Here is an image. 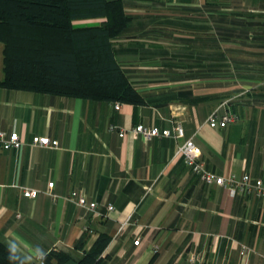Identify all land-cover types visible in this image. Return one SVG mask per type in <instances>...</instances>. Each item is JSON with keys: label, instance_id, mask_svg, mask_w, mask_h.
<instances>
[{"label": "crops", "instance_id": "0c3cea01", "mask_svg": "<svg viewBox=\"0 0 264 264\" xmlns=\"http://www.w3.org/2000/svg\"><path fill=\"white\" fill-rule=\"evenodd\" d=\"M121 1L130 19L113 54L145 103L0 86V131L23 141L0 150V241L36 264L52 249L76 264L99 234L110 237L103 264H264V197L204 183L176 152L191 137L207 170L264 181V0H245V21L225 0ZM3 67L0 42V80ZM217 107L236 122L209 127ZM178 121L179 140L119 136ZM33 135L58 144L31 146ZM50 181L56 197L45 193ZM26 188L39 192L26 197ZM72 190L97 213L66 200Z\"/></svg>", "mask_w": 264, "mask_h": 264}, {"label": "trees", "instance_id": "16d2710c", "mask_svg": "<svg viewBox=\"0 0 264 264\" xmlns=\"http://www.w3.org/2000/svg\"><path fill=\"white\" fill-rule=\"evenodd\" d=\"M97 17L102 18L99 24L73 25L76 19ZM129 19L121 0H0V86L145 103L115 60L111 44ZM109 240L99 234L76 264H103ZM41 257L44 264H67L70 259L54 249ZM0 264L30 263L0 241Z\"/></svg>", "mask_w": 264, "mask_h": 264}, {"label": "built area", "instance_id": "2783aa9c", "mask_svg": "<svg viewBox=\"0 0 264 264\" xmlns=\"http://www.w3.org/2000/svg\"><path fill=\"white\" fill-rule=\"evenodd\" d=\"M114 107L117 109L120 107L119 102L114 103ZM238 115L230 109H220V107L215 108L210 112L207 117L206 123L211 128H223L228 124L236 122ZM109 129H115L114 125H110ZM125 130L129 134L137 133L141 135L146 140L152 137H173L179 140L184 137V130L182 124L178 121L176 122L172 129H159L156 126L145 127L142 124L134 125L129 129H121L119 131V136H123ZM58 144L57 140L50 139L45 135H33L30 141L31 146H42V147H56ZM23 145L17 131L13 130L10 132L0 131V150L15 149L18 150ZM176 152L180 153L185 163L191 168L192 172L196 174L204 183L208 185H217L226 188L233 195H253L257 197H264V181L260 178H252L249 174L245 173L240 176H236L233 173L220 175L205 168L203 161L200 158V151L193 139L186 138L184 141L177 145ZM47 190L45 193L52 197H56L54 193L51 192L53 186V181L48 182ZM39 191L37 189L26 188L23 189V195L26 197L34 198ZM66 200L74 203L75 205L86 209L88 211L96 212L97 203L95 201H89L86 196L77 190H72L66 197ZM106 208L108 211L113 210L111 204H107ZM127 224V221L121 223L119 230ZM134 244H138L139 239H135ZM155 251L158 250V246H154ZM249 248L246 245H241L240 255L245 259ZM192 259L197 258V256L192 255ZM38 264H44L41 255L37 258ZM36 264V263H30Z\"/></svg>", "mask_w": 264, "mask_h": 264}, {"label": "rangeland", "instance_id": "374dc122", "mask_svg": "<svg viewBox=\"0 0 264 264\" xmlns=\"http://www.w3.org/2000/svg\"><path fill=\"white\" fill-rule=\"evenodd\" d=\"M227 1L228 5L232 7V10L233 11H238V16L240 15H243V17H237L236 20H242V21H245V0H225ZM231 11V9H219V12H229ZM230 15V14H229ZM93 24H96V22L93 21V19L91 18H84V19H76L73 21V25L74 26H83V25H93ZM237 26L236 28H240L238 26L240 25H236ZM219 35H222V33H220Z\"/></svg>", "mask_w": 264, "mask_h": 264}]
</instances>
